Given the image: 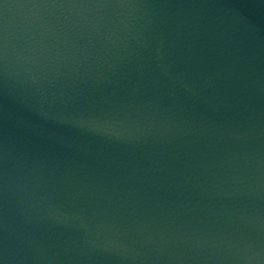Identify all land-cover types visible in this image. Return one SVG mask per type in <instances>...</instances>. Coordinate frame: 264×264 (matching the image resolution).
<instances>
[{
	"label": "water",
	"instance_id": "obj_1",
	"mask_svg": "<svg viewBox=\"0 0 264 264\" xmlns=\"http://www.w3.org/2000/svg\"><path fill=\"white\" fill-rule=\"evenodd\" d=\"M0 264H264V0H0Z\"/></svg>",
	"mask_w": 264,
	"mask_h": 264
}]
</instances>
